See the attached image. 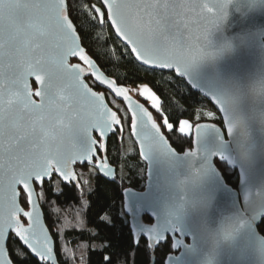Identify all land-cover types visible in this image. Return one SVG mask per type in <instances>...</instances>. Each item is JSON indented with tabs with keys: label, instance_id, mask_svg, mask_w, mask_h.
Returning a JSON list of instances; mask_svg holds the SVG:
<instances>
[{
	"label": "snow or ice",
	"instance_id": "snow-or-ice-1",
	"mask_svg": "<svg viewBox=\"0 0 264 264\" xmlns=\"http://www.w3.org/2000/svg\"><path fill=\"white\" fill-rule=\"evenodd\" d=\"M234 4L239 11L264 7V0H0V264H67L60 216L73 230V214L78 224L86 214L96 229L109 226L100 182L118 178L121 159L111 157V145L115 137L122 146L125 122L136 145L126 155L142 161L149 177L154 163H165L180 193L159 209L147 195L129 197L121 209L125 219L129 213L140 217L128 225L130 234H138L133 243L139 250L143 242L146 254L183 245L186 214L204 203L197 188L232 163L225 136L239 130L245 138V125L230 114L233 96L209 94L212 106L189 113L164 85L172 87L173 77L188 76L216 55L208 47L210 34ZM98 61L159 75L162 83L131 81L149 106L132 100L127 85ZM256 90L264 94V81ZM165 101L183 114L174 118ZM223 175L231 183L226 169ZM247 199L246 218H230L209 234L214 244L252 226L264 191ZM86 235L100 239L99 231ZM108 239L100 256L103 264H114L115 253L105 254L112 247ZM193 240L185 247L194 249ZM160 264H169L167 255ZM204 264H215L214 249Z\"/></svg>",
	"mask_w": 264,
	"mask_h": 264
},
{
	"label": "water",
	"instance_id": "water-1",
	"mask_svg": "<svg viewBox=\"0 0 264 264\" xmlns=\"http://www.w3.org/2000/svg\"><path fill=\"white\" fill-rule=\"evenodd\" d=\"M237 7L232 5L226 20L210 34L208 47L216 55L201 61L188 76L179 78L209 102V94L236 98L230 114L244 122L245 138L242 139L237 130L234 136H225V139L227 155L238 172V185H229L219 170L215 171L213 180H205L197 188L204 203L187 212L183 225L185 234L181 237L183 245L174 247L175 252L168 255L169 264H204L213 249L215 264H264V236L259 231L264 214L261 202L254 205L258 210L252 213L251 227L230 239L219 238L218 244H214L209 235L218 232L230 218H246L249 210L247 195L264 191V94L256 90L264 81V7H240L239 11ZM228 42H231V48L225 49ZM128 88L127 95L132 100L149 106L132 95ZM172 177L173 173L165 163H154L151 176L146 174L143 189L127 187L123 190L124 207H127L129 197L136 200L147 195L159 209L180 195ZM129 219L131 224H136L140 217L129 213ZM135 235L138 238V234ZM194 237V249L185 247L193 245ZM150 264H156L154 254Z\"/></svg>",
	"mask_w": 264,
	"mask_h": 264
},
{
	"label": "trees",
	"instance_id": "trees-1",
	"mask_svg": "<svg viewBox=\"0 0 264 264\" xmlns=\"http://www.w3.org/2000/svg\"><path fill=\"white\" fill-rule=\"evenodd\" d=\"M97 31H100V29H97ZM103 32L108 37L112 35L111 29L107 27L104 28ZM109 45L110 47L115 46L111 40H109ZM98 63H101L102 70L108 71L110 75L120 77L119 82L126 84L127 87L131 88V91L132 88L136 87V84L131 82L133 80H136L137 83H149L151 81L162 83L159 75L154 76L151 73H146L142 69L129 65L126 62L121 63L119 67L108 65L107 68L101 61H98ZM124 77H127V79H123ZM150 86L155 87L154 84ZM164 87L167 89V94L169 96H173L175 100L179 101L180 105L184 106L189 113H191L193 108L198 106H212L205 97H203L199 92L194 91L185 80L179 77H173L172 87H169L168 85H164ZM157 91L159 90L157 89ZM117 103L120 104L121 102L117 101ZM164 107L167 111L173 114L174 118L183 114V109L177 110L175 107L170 106L167 101H165ZM124 127L125 139L122 146L117 143L115 137H113L111 145V157H120L121 159V166L117 170L118 178L115 183H106L103 180L100 182V203L102 205H106L104 214L111 217L110 224L107 228H104L101 231L96 229L94 225L89 224L87 222L86 214H82L86 222L84 225L76 227L75 230L71 227L65 229V247L69 250L66 257L67 264H103L100 251L102 249V241L105 237L109 238L107 243L112 245L110 250L105 254L111 256L115 253V256H113L114 264H150L153 254L156 257V264H160V261L165 255L168 256L169 254L175 252L174 247L169 245L168 247H162L154 252L146 254L143 250V242L139 245V250L137 245L133 243V236L136 235L134 232L132 234L129 233L128 219H125L124 212L121 210L122 205L124 206L123 190L127 187L138 190L143 189L146 181V166L138 158L134 159L132 156L126 155L129 149H134L136 145L130 135L128 124L126 122ZM225 169L231 177V183H229V181L224 177L226 182L233 187H237L239 179L237 170L231 164H225ZM225 169L220 170L222 175ZM121 176L122 179H120ZM92 184L93 187H95L96 181L93 180ZM59 203L60 202L57 201V204ZM96 210L98 209H94V212ZM52 219H57V216L53 215ZM72 221L77 224L76 220L72 219ZM47 222L48 221L46 220V223ZM81 229L84 230L85 236L81 237L78 235ZM97 231L100 232V239L90 240L87 238V232ZM259 231L264 236V220L259 226ZM89 246L93 250L90 251ZM125 253L128 255H124Z\"/></svg>",
	"mask_w": 264,
	"mask_h": 264
},
{
	"label": "rangeland",
	"instance_id": "rangeland-1",
	"mask_svg": "<svg viewBox=\"0 0 264 264\" xmlns=\"http://www.w3.org/2000/svg\"><path fill=\"white\" fill-rule=\"evenodd\" d=\"M74 61H75V60H74ZM75 62H76V61H75ZM131 94L134 95V96H137V98H140V99L144 100L142 97H140V96L138 95V91L136 90V87L132 88ZM118 102H119V101H118ZM82 217H83V215L81 214L80 219H82ZM62 219H63V217H62ZM68 219L71 220L72 224H75V222H73L72 219L77 221V218L75 217L74 214L71 215V216H69ZM61 223H62V224H60L61 226H59V228H62L63 231H64L65 229H67L68 227H71V225H65L63 220H62ZM76 225H77V227H78V226H82V224H78V223H77ZM71 228H72V227H71ZM64 243H65V246H66V241H64Z\"/></svg>",
	"mask_w": 264,
	"mask_h": 264
},
{
	"label": "flooded vegetation",
	"instance_id": "flooded-vegetation-1",
	"mask_svg": "<svg viewBox=\"0 0 264 264\" xmlns=\"http://www.w3.org/2000/svg\"><path fill=\"white\" fill-rule=\"evenodd\" d=\"M74 62H75V61H74ZM96 90H98V91H102V89H101V88H97ZM136 97H137V96H136ZM123 204H124V201H123ZM57 219H58V218H57ZM82 219L84 220V223H83L82 225H84L86 222H85V219H84V217H82ZM62 220H63V219H62V217H59L58 227H59V226H61L60 224H62V223H61V222H62ZM128 223H129V224H131V223H130V219H129V218H128Z\"/></svg>",
	"mask_w": 264,
	"mask_h": 264
}]
</instances>
